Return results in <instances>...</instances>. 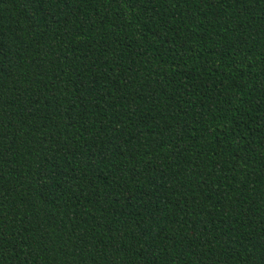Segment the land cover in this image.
Masks as SVG:
<instances>
[{"label": "trees", "instance_id": "1", "mask_svg": "<svg viewBox=\"0 0 264 264\" xmlns=\"http://www.w3.org/2000/svg\"><path fill=\"white\" fill-rule=\"evenodd\" d=\"M0 264H264V0H0Z\"/></svg>", "mask_w": 264, "mask_h": 264}]
</instances>
